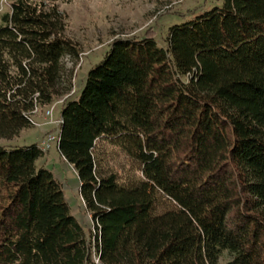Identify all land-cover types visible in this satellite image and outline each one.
<instances>
[{"label": "trees", "instance_id": "16d2710c", "mask_svg": "<svg viewBox=\"0 0 264 264\" xmlns=\"http://www.w3.org/2000/svg\"><path fill=\"white\" fill-rule=\"evenodd\" d=\"M66 26L41 1L1 14L0 138L70 89L62 58L79 47ZM60 115L57 148L93 229L36 164L37 143L0 145V264H217L224 250L228 264H264V0H222L170 26L166 48L113 39ZM101 140L140 175L106 168Z\"/></svg>", "mask_w": 264, "mask_h": 264}, {"label": "rangeland", "instance_id": "374dc122", "mask_svg": "<svg viewBox=\"0 0 264 264\" xmlns=\"http://www.w3.org/2000/svg\"><path fill=\"white\" fill-rule=\"evenodd\" d=\"M12 0H0V16L9 10ZM46 6L55 4L64 13L67 20L65 35L77 43V58L64 56L65 66L62 83L59 87L70 89L56 97L49 106H53L51 118L61 114L63 102L75 99L84 87L87 72L100 62L115 38L152 37L158 45L167 47L168 28L194 18L196 15L220 6L222 0H35ZM47 106V108L49 107ZM44 110L34 114L38 123L23 129L13 139L0 138V145L41 143L43 138L56 128L43 120ZM99 149L104 156L106 168L117 172L121 180H132L140 175V163L130 157L116 145L101 140ZM57 144L52 141L50 148L36 161L38 166L49 169L62 184L64 197L71 213L82 224L88 236L93 229L90 214L86 210L78 191V178L72 165L59 155ZM160 209L167 204L159 202ZM158 208V209H159ZM91 260L99 263L92 253ZM231 255L224 250L217 264H228Z\"/></svg>", "mask_w": 264, "mask_h": 264}, {"label": "built area", "instance_id": "2783aa9c", "mask_svg": "<svg viewBox=\"0 0 264 264\" xmlns=\"http://www.w3.org/2000/svg\"><path fill=\"white\" fill-rule=\"evenodd\" d=\"M53 106H54V105L49 106L48 108H46V109L44 110V113H43V114H44L43 120H44L46 123H49V124H51V125H55V126H56L55 130H54L53 132L48 133V134L44 137V139L41 141V143L39 144V146H40V148H41V150H42L43 152L47 151V150L50 148V144H51L52 141H55L56 144H57V140H58V136H59L60 124H61V122H62V119H61V117H60V118L58 117V118H55V119L51 118L52 113H53ZM38 110H39L38 107L35 106V107L30 111V114L32 115V117L30 118V121H31V123H33V124H35V125H37L38 123L34 120L33 115H34L35 113H37Z\"/></svg>", "mask_w": 264, "mask_h": 264}, {"label": "crops", "instance_id": "0c3cea01", "mask_svg": "<svg viewBox=\"0 0 264 264\" xmlns=\"http://www.w3.org/2000/svg\"><path fill=\"white\" fill-rule=\"evenodd\" d=\"M58 117L60 118L61 115H59ZM58 117H57V118H58ZM43 139H44V138H43ZM59 155H60V154H59ZM61 157H62V156H61ZM62 159H63V157H62ZM77 186H78V191H79V181L77 182ZM81 199H82V198H81ZM82 201H83V200H82ZM83 203H84V202H83ZM88 213H89V212H88Z\"/></svg>", "mask_w": 264, "mask_h": 264}]
</instances>
